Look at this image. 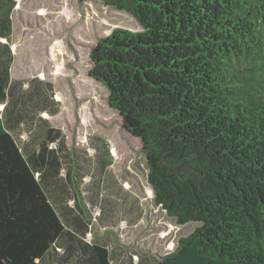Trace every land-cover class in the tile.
Here are the masks:
<instances>
[{
  "label": "trees",
  "instance_id": "trees-1",
  "mask_svg": "<svg viewBox=\"0 0 264 264\" xmlns=\"http://www.w3.org/2000/svg\"><path fill=\"white\" fill-rule=\"evenodd\" d=\"M100 1L143 30L100 38L91 77L141 140L156 204L180 225L200 224L161 264H264V0ZM13 2L0 0L2 39L11 35ZM12 62L0 42L5 110ZM3 114L0 264H40L65 230L63 211L79 207L75 171L63 173L52 147L58 130L48 129L38 150L24 149ZM86 246L77 262L55 264H114L102 241Z\"/></svg>",
  "mask_w": 264,
  "mask_h": 264
},
{
  "label": "rangeland",
  "instance_id": "rangeland-1",
  "mask_svg": "<svg viewBox=\"0 0 264 264\" xmlns=\"http://www.w3.org/2000/svg\"><path fill=\"white\" fill-rule=\"evenodd\" d=\"M11 1V35L0 38L13 56L9 107L0 106L10 130L31 151L48 129L58 130L52 147L63 173L75 171V205L92 222L89 239H100L114 264H161L200 224L180 225L156 204L141 140L110 106L108 89L90 76L100 38L142 26L100 0Z\"/></svg>",
  "mask_w": 264,
  "mask_h": 264
},
{
  "label": "crops",
  "instance_id": "crops-1",
  "mask_svg": "<svg viewBox=\"0 0 264 264\" xmlns=\"http://www.w3.org/2000/svg\"><path fill=\"white\" fill-rule=\"evenodd\" d=\"M78 208L77 210H72L73 213L68 210L63 211L62 216L65 230L57 240L55 244L56 247L46 255L44 261H41L40 264H55L57 263V261H55L57 258L62 260H64V258H69L72 262H77L80 257H84L85 253H90L86 244L92 239H89L88 236L87 241L86 239L80 241L79 238H86L87 233H89V229L86 228V224H90L91 221L89 222L85 217H83V211L81 210L82 212H80ZM97 240L100 239H94V241ZM56 249H60V253H58Z\"/></svg>",
  "mask_w": 264,
  "mask_h": 264
},
{
  "label": "bare ground",
  "instance_id": "bare-ground-1",
  "mask_svg": "<svg viewBox=\"0 0 264 264\" xmlns=\"http://www.w3.org/2000/svg\"><path fill=\"white\" fill-rule=\"evenodd\" d=\"M48 115V114H45V116Z\"/></svg>",
  "mask_w": 264,
  "mask_h": 264
},
{
  "label": "water",
  "instance_id": "water-1",
  "mask_svg": "<svg viewBox=\"0 0 264 264\" xmlns=\"http://www.w3.org/2000/svg\"><path fill=\"white\" fill-rule=\"evenodd\" d=\"M90 76H91V73H90Z\"/></svg>",
  "mask_w": 264,
  "mask_h": 264
}]
</instances>
